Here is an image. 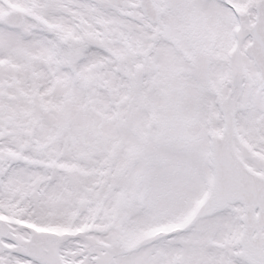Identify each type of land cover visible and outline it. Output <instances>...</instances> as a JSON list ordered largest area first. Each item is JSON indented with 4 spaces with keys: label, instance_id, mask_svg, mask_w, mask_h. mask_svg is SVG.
<instances>
[{
    "label": "snow or ice",
    "instance_id": "6c2138e0",
    "mask_svg": "<svg viewBox=\"0 0 264 264\" xmlns=\"http://www.w3.org/2000/svg\"><path fill=\"white\" fill-rule=\"evenodd\" d=\"M0 264H264V0H0Z\"/></svg>",
    "mask_w": 264,
    "mask_h": 264
}]
</instances>
